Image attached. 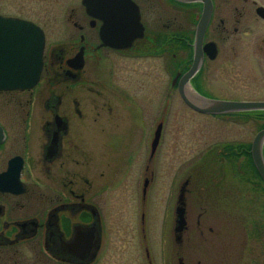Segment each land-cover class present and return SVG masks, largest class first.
Listing matches in <instances>:
<instances>
[{
  "label": "flooded vegetation",
  "instance_id": "af4514ba",
  "mask_svg": "<svg viewBox=\"0 0 264 264\" xmlns=\"http://www.w3.org/2000/svg\"><path fill=\"white\" fill-rule=\"evenodd\" d=\"M127 1L139 15L135 24L121 16L124 0H89L92 9L85 0H0L1 35L7 21L20 20L44 39L36 84L0 90V264H95L110 249L112 201L121 203L119 223L133 226L150 259L149 246L141 244L165 123L154 114L147 129L138 87L113 79L126 62L134 72L152 70L154 62L168 73V102L175 93L186 106L183 86L208 99L264 103V0ZM144 58L150 64L143 66ZM96 65L108 70L101 91L87 81ZM149 98L158 99L153 91ZM232 116L246 123L251 138L222 145L218 162L251 182V147L264 130V110ZM118 120L131 124L122 129ZM173 162L171 148L167 163ZM191 177L176 195L187 182L185 231L186 200L195 194ZM213 193L201 188L194 197Z\"/></svg>",
  "mask_w": 264,
  "mask_h": 264
},
{
  "label": "rangeland",
  "instance_id": "374dc122",
  "mask_svg": "<svg viewBox=\"0 0 264 264\" xmlns=\"http://www.w3.org/2000/svg\"><path fill=\"white\" fill-rule=\"evenodd\" d=\"M143 60V66L150 64L149 60ZM126 65L124 71L115 70L112 76L125 84L133 81V86L138 87L137 97L143 96L139 98L142 108L138 110L142 124L146 127L148 122L147 129L151 128L155 121L150 119L156 115L165 123L158 151L157 179L153 189L155 195L147 201L149 228L143 232L141 244V247L149 246L148 260L152 264H178V258H182L184 264H264L262 185L255 177L251 182L238 177L229 168L230 163L218 162L222 145L251 138L246 123L232 115L212 117L198 114L182 104L175 93L168 102L164 99L168 73L159 69L158 64L153 62L152 70L135 72L129 67L130 64L126 62ZM93 71L90 75L86 71L87 81L92 82L95 91H101L108 80V70L96 65ZM152 91L158 99H145ZM101 95L103 97L105 94ZM119 121L116 122L118 126ZM120 122L122 129H127V125L131 124L130 121ZM147 136L146 133L143 145H146ZM171 148L174 151L173 166L167 163ZM238 165L234 167L240 172ZM189 174L192 176L190 188L195 194L191 193L193 195L186 200L188 227L182 235L181 244L176 245L173 235L176 195L181 182ZM201 188L211 189L215 193L212 196L194 197L201 192ZM120 205V202L118 206L114 201L111 203L115 220L111 229L110 249L101 250L95 264H148L143 248L140 249L139 237L135 236L137 231L133 226L119 223L121 220L117 216Z\"/></svg>",
  "mask_w": 264,
  "mask_h": 264
},
{
  "label": "water",
  "instance_id": "95a60500",
  "mask_svg": "<svg viewBox=\"0 0 264 264\" xmlns=\"http://www.w3.org/2000/svg\"><path fill=\"white\" fill-rule=\"evenodd\" d=\"M124 1L127 4L124 10H121V16L124 15V17L133 19L126 20L129 22V25L131 23L135 24L136 22H139V15L136 9L129 1ZM84 3L87 9H92V5H90L89 0H85ZM6 23H8V25H6V27H8V32L5 31V35L0 34V89L24 90L31 88L38 81L42 68V52L44 43L43 35L36 26L28 22L9 20ZM103 32L104 28L101 29V34ZM133 37L135 36L132 35L128 41H131ZM102 39L104 42H106L105 37ZM115 47L120 46L115 45ZM190 74L191 73H188L181 78V84L183 81L188 79ZM179 92L186 105L192 110L201 114L223 115L247 112L250 110H264V103L233 102L208 99L190 91H186L183 86L179 88ZM160 128L161 125H159L158 130L155 132L152 142L153 149L157 145L160 136ZM263 141L264 130H261L253 139L251 155L255 169L264 184V160L262 155ZM186 185L187 182H184L180 188L174 210L173 234L176 244L181 243L183 232L186 229V204L184 196ZM177 263L184 264L182 258H178Z\"/></svg>",
  "mask_w": 264,
  "mask_h": 264
},
{
  "label": "trees",
  "instance_id": "16d2710c",
  "mask_svg": "<svg viewBox=\"0 0 264 264\" xmlns=\"http://www.w3.org/2000/svg\"><path fill=\"white\" fill-rule=\"evenodd\" d=\"M253 171H254V174H255L254 177L258 179V175H257L255 169H253ZM263 190H264V187H263Z\"/></svg>",
  "mask_w": 264,
  "mask_h": 264
}]
</instances>
